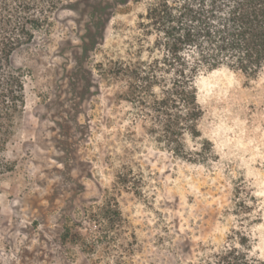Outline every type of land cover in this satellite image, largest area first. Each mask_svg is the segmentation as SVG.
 I'll list each match as a JSON object with an SVG mask.
<instances>
[{
  "label": "rangeland",
  "instance_id": "1",
  "mask_svg": "<svg viewBox=\"0 0 264 264\" xmlns=\"http://www.w3.org/2000/svg\"><path fill=\"white\" fill-rule=\"evenodd\" d=\"M69 1L14 57L26 102L0 264H208L233 245L264 259V73L202 70L200 135L184 136L200 160L177 158L159 141L162 85L142 102L130 78L161 55L150 0Z\"/></svg>",
  "mask_w": 264,
  "mask_h": 264
},
{
  "label": "trees",
  "instance_id": "2",
  "mask_svg": "<svg viewBox=\"0 0 264 264\" xmlns=\"http://www.w3.org/2000/svg\"><path fill=\"white\" fill-rule=\"evenodd\" d=\"M69 3L0 0V176L12 169L4 153L26 102L24 71L14 57L35 40L52 13ZM146 19L158 34L161 55L133 70V88L145 102L144 94L155 83L162 85L153 101L159 141L177 158L200 160L184 140L187 133L200 135L197 77L223 66L247 75L264 73V0H150ZM208 264H264V259L233 245Z\"/></svg>",
  "mask_w": 264,
  "mask_h": 264
}]
</instances>
